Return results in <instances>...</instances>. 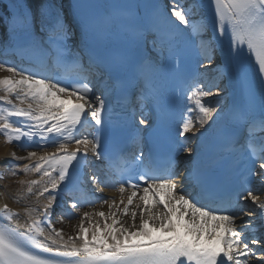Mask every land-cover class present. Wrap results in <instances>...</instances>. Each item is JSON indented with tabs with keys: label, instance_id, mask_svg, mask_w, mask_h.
<instances>
[{
	"label": "snow or ice",
	"instance_id": "6c2138e0",
	"mask_svg": "<svg viewBox=\"0 0 264 264\" xmlns=\"http://www.w3.org/2000/svg\"><path fill=\"white\" fill-rule=\"evenodd\" d=\"M0 8L7 26L0 54H26L29 64L0 61V72L8 73L0 77V135L21 149L54 148L25 157L13 152L4 165L13 177L38 178L18 181L20 198L29 201L22 211L0 208L8 221L0 224V264H264V135L257 136L264 133V0H8ZM114 43L122 49L118 59L101 55L102 46ZM148 45L187 85L182 91L191 106L174 149L197 156L186 171L171 158L161 170L142 149L117 157L104 143L116 127L106 77L155 69L141 55ZM200 68L209 83L196 78ZM225 77L235 78L245 97L221 143L243 166V179L218 193L192 145L223 113L219 101L205 98L220 95ZM141 87L164 100L146 74ZM147 125L143 117L132 122L137 134ZM105 160L109 173L87 179L96 192L110 188L119 200L76 195L82 163ZM63 193L72 194L70 209L100 203L108 210L84 211L75 234L65 237L52 224ZM65 214L75 218L62 209L61 219Z\"/></svg>",
	"mask_w": 264,
	"mask_h": 264
},
{
	"label": "bare ground",
	"instance_id": "6f19581e",
	"mask_svg": "<svg viewBox=\"0 0 264 264\" xmlns=\"http://www.w3.org/2000/svg\"><path fill=\"white\" fill-rule=\"evenodd\" d=\"M204 70V69H203ZM8 73L6 72H0V77L6 76ZM201 79L204 81V83L210 82L211 76L210 75H205L201 76ZM228 84V80H224L223 82L221 81V88H224L225 85ZM224 90V89H223ZM227 97V92L226 90L220 93L218 97H207L205 98L206 102H211L213 104L217 103H223L224 105V98L226 99ZM0 106H3V102H0ZM223 108V107H222ZM189 137H191V134H187ZM198 135V134H197ZM264 134H257V136H261ZM199 136V135H198ZM74 147V145L70 146ZM32 151H37L41 154H43L44 151L52 152L54 151V148L49 146L45 149H40L39 147L36 146V148ZM15 152L17 157H25L27 155L28 151H24L23 149L17 147L15 143L13 144H7L5 141V138L3 135H0V170H5L6 171V177L3 182H1L2 188H0V208H3V205L5 203L8 204L11 208L15 209L16 211H22V209L26 206L29 201H26L24 199L20 198V190L21 186L19 185L18 181L23 180V179H31V178H38V175L36 174H28L25 176L23 173L13 177L8 173V170L4 168L5 164H8L11 160L10 154ZM183 156L180 157V159H177L178 164L182 162ZM15 163H18L20 165H23L24 163H29L27 160H17ZM189 185H191L190 182H188ZM258 184L256 182H253V187H257ZM97 185L89 184L86 187V194L85 197H88L91 193L93 194L96 192ZM192 187H188V191H192ZM96 195L102 196L107 199H112L115 198L119 200V193L115 192L114 190L110 188H104L102 192H96ZM72 197L64 196L63 200L61 203V207H57L55 212L53 213L52 216V224L57 227V228H62L65 233V237L68 235H74L76 228L75 226L79 223V216L82 215L84 211H105L107 212V206L106 205H101L100 203H97L95 205V209L91 205H85L84 207L80 208L79 210H73L74 217L72 220H69L67 216L63 217L61 219V211L62 209L65 211L66 208H70V203H71ZM19 201V202H18ZM63 207V208H62ZM59 209V210H58ZM250 219L255 220V217H252ZM122 220L127 221L128 223H131L130 218L128 217H122ZM111 221H109L110 223ZM137 224L139 223V219H137ZM15 221H13V224ZM21 223H23V215L21 216ZM87 223V222H86ZM259 232H252L250 233L251 236H257L259 235Z\"/></svg>",
	"mask_w": 264,
	"mask_h": 264
},
{
	"label": "rangeland",
	"instance_id": "374dc122",
	"mask_svg": "<svg viewBox=\"0 0 264 264\" xmlns=\"http://www.w3.org/2000/svg\"><path fill=\"white\" fill-rule=\"evenodd\" d=\"M91 195H92V193L90 194V196H91ZM86 205H87V204H86ZM69 210L72 211V209H70V208L68 207V208L65 209V212H66V211H69ZM72 213H73V211H72ZM64 216L66 217L67 215L65 214ZM73 216H74V214H73Z\"/></svg>",
	"mask_w": 264,
	"mask_h": 264
}]
</instances>
